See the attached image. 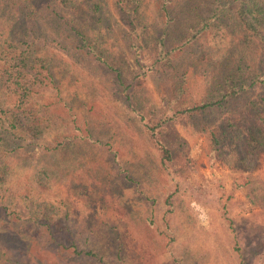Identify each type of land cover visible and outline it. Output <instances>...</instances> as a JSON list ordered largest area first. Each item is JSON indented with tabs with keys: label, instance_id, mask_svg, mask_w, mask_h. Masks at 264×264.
<instances>
[{
	"label": "rangeland",
	"instance_id": "374dc122",
	"mask_svg": "<svg viewBox=\"0 0 264 264\" xmlns=\"http://www.w3.org/2000/svg\"><path fill=\"white\" fill-rule=\"evenodd\" d=\"M126 3L0 0V76L3 65L9 76L0 84V114L8 116L0 122L20 114L38 126L34 137L17 132L0 153V264H264V210L247 196L249 178L264 180L263 160L246 171L210 158L207 138L164 107L169 85L149 70L156 40L166 33L165 47L174 46L212 13V0ZM223 40L210 46L227 42L220 57L250 78L254 57L232 29ZM101 56L125 63L126 84L142 80L172 159H163ZM175 58L196 96L205 77L224 71L219 63L204 68L209 57L193 51ZM42 62L55 80L40 74ZM244 82L255 98L259 88ZM67 132L77 137L49 147Z\"/></svg>",
	"mask_w": 264,
	"mask_h": 264
},
{
	"label": "trees",
	"instance_id": "16d2710c",
	"mask_svg": "<svg viewBox=\"0 0 264 264\" xmlns=\"http://www.w3.org/2000/svg\"><path fill=\"white\" fill-rule=\"evenodd\" d=\"M59 1L62 6H68L69 0ZM125 1L126 5L130 2V0ZM212 3V13L202 20H196L190 26V33L184 34V38L174 46L165 47L166 33L156 40L158 44L152 51L153 60L150 61L149 70L166 79L169 85V97H162L164 107L171 109L175 116L184 118L194 132L202 133L207 138L210 158L218 159L230 168L251 171L261 159L264 163V0H212ZM125 9L127 11L128 6ZM72 28L76 34L83 36L78 27L72 25ZM230 29L235 32L238 42L241 44L240 47H243L247 53L254 57L255 63H258L257 71L252 72L250 78L246 74H242L243 79L236 76L229 57L226 54L220 57V52L228 46L227 42H224L223 46L221 43H216L218 45L214 47L210 46L211 42L224 41L223 39ZM200 34H203L201 40L197 39ZM187 51L199 53L202 58L209 57L210 60L202 63L204 68L218 63L224 67L220 76L204 78V85L198 96L188 88L185 80L186 71L179 70L180 64L175 58L176 55ZM216 54L219 55L220 60L212 59ZM102 58L106 67L115 73L120 84L125 88L123 89L124 100H128L130 108L135 110L141 118L146 119L145 129L155 146L160 149L163 159H172L171 148L162 131L163 122L157 116L158 110L153 106L151 99L142 94V80L138 78L135 80V77H132L126 84L123 81L126 79L125 63L107 60L101 56ZM40 65L44 70H41L40 74L45 73L47 78L54 79L53 72L49 70L50 66L43 62ZM237 67L240 68V65ZM1 69L3 74L0 76V84H3L9 80V76L4 77L7 71L6 66H1ZM230 70L232 71L229 72ZM262 75L263 78H261ZM41 78L44 79V76H39V79ZM245 80H249V86L256 85L259 88L255 98L247 95ZM39 82L41 81L39 80ZM31 83L34 84V82ZM20 87L28 90L25 85ZM29 92L30 90L26 94ZM140 101L143 105L141 110L137 106ZM0 109L4 112L3 108ZM66 111L68 114L69 112L72 114L70 107H66ZM234 111H237L241 116L234 118L232 116ZM14 116L16 117L14 121L9 118L10 122L7 124L0 122V130L4 129L0 134V153L8 149L10 139L13 140L17 132L35 136L34 131L38 126L31 127L28 124L30 120H27V116L24 118L20 114ZM59 116L62 117V114ZM2 119H8V116L0 114V120ZM30 131L33 132L30 134ZM8 133L10 135L6 137ZM75 137L77 135L73 132H67L61 140H57V146L49 147L64 146L68 142L71 143ZM201 147L200 144L198 150ZM7 151L9 152V149ZM5 167L6 164L1 161L0 182L4 178ZM78 169H82V167ZM78 169H73L77 176L85 175L78 173ZM186 170L184 164H179L178 171H181L180 173ZM95 172L98 174V171ZM247 196L250 202L258 203L264 210V180L249 178L247 180ZM191 210L198 216L203 213L202 206L199 204L192 205ZM99 264H102L101 258H99Z\"/></svg>",
	"mask_w": 264,
	"mask_h": 264
}]
</instances>
